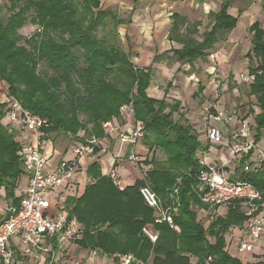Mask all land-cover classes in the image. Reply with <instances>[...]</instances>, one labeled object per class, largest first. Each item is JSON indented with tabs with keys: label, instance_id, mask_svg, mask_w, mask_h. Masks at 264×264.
<instances>
[{
	"label": "trees",
	"instance_id": "16d2710c",
	"mask_svg": "<svg viewBox=\"0 0 264 264\" xmlns=\"http://www.w3.org/2000/svg\"><path fill=\"white\" fill-rule=\"evenodd\" d=\"M7 2L11 12L7 21L2 18L0 6V80L25 109L48 121L50 127L45 133L76 135L82 130L89 137L103 139V123L118 116L126 104H132L135 119L145 124L144 141L150 155L139 165L143 176L133 185L121 191L102 174L98 162L88 166L91 182L82 196L71 199L69 207V216L84 226L80 248L98 250L108 257L132 254L150 264H193V260L196 264H243L228 253L225 239L230 228L240 227L249 219L238 202L233 201L224 216L207 220V228L199 219L197 207L202 203L198 175L206 169L199 153L209 151L212 145H203L193 125L182 123L181 101H167V93L160 100L148 95L150 67L137 68L129 52L98 36V30L109 23L118 35V27L129 21L113 9H104L101 0ZM231 5L232 1L226 0L218 13L209 15L214 25L202 34V40L197 37L200 22L173 14L168 39L182 45L173 51V58L190 64L205 60L215 44L237 27L238 18L228 13ZM28 24L37 26L38 31L20 44L23 37L19 31ZM250 32V52L256 66L249 69L255 76L249 94L256 98L260 111L254 116L255 142H260L264 132V29L255 23ZM42 64L46 70L39 72ZM204 90L199 85L198 92ZM5 108L6 103L0 104V188L18 205L16 191L23 176L21 144L4 121ZM175 114L181 121L174 120ZM157 150L163 152L165 160L155 158ZM99 151L97 148L96 154ZM251 155L252 151L242 165ZM242 165L240 179L264 193V171L244 172ZM145 186L162 199L164 206L178 208L173 222L179 231L166 222H155L156 211L146 205L140 193ZM2 219L0 215V222ZM146 227L158 233L156 243L143 232Z\"/></svg>",
	"mask_w": 264,
	"mask_h": 264
},
{
	"label": "built area",
	"instance_id": "2783aa9c",
	"mask_svg": "<svg viewBox=\"0 0 264 264\" xmlns=\"http://www.w3.org/2000/svg\"><path fill=\"white\" fill-rule=\"evenodd\" d=\"M254 80L255 76L251 73L243 78V82L249 86ZM4 93L6 124L9 131L21 140L19 154L26 186L24 190L20 188L17 190L19 192L16 191L18 205H14L4 189L0 188V215L3 217L0 222V264H20L25 261L28 264H97L95 258L100 253L98 250H85L87 257L76 253L84 251L78 245L84 235V226L77 218L69 216L66 203L69 199L67 195L71 191H78V185L73 182L74 177L80 175L81 180L82 175H87L85 158L96 154V149L101 147V139L92 136L74 143L73 158L63 159L56 164L41 151V148L46 147L44 137L49 136L45 133V129L50 127L48 121L25 109L18 99L9 94L8 87ZM120 115L122 123L128 125L130 130L121 131V124L108 120L102 125L106 137L115 139L121 149L125 145H141L145 139V124L135 119L132 104L123 105ZM217 123L224 130L217 127ZM204 132L212 146L209 151L199 153L200 163L206 169L198 175V195L202 203L201 207H197L198 213L211 222L220 207L224 206L228 210L231 203L237 201L241 212L249 219L243 227L247 236L238 241L236 252L242 255L253 253L264 235V193L240 179L239 167L244 157L252 151L250 159L242 165V170L264 171V146L260 148L257 145L263 136L260 142H255L254 123L238 120L235 110L227 116L220 111L215 114L208 111L204 117ZM220 147L222 150H219ZM213 148L219 152L226 150L229 158L216 154L214 161L208 162L207 156ZM122 158L125 157L117 153L115 163ZM142 158L137 153L126 156V160L135 166L143 163ZM232 163L237 164L234 169H231ZM115 170L112 169L108 176L123 191L127 187L126 182ZM140 193L146 205L156 211V223L166 222L179 231L173 222L177 212L175 205L164 206L162 199L149 186L141 188ZM143 232L152 243L157 242V232L147 227ZM226 250L231 253V244L227 245ZM109 258L118 261L117 264H149L132 254ZM245 263L248 264L247 261Z\"/></svg>",
	"mask_w": 264,
	"mask_h": 264
},
{
	"label": "crops",
	"instance_id": "0c3cea01",
	"mask_svg": "<svg viewBox=\"0 0 264 264\" xmlns=\"http://www.w3.org/2000/svg\"><path fill=\"white\" fill-rule=\"evenodd\" d=\"M224 1L226 0H101V5L115 11L121 9L124 10V12L129 13L130 17L126 20L129 21V23L121 24L118 27L119 35L122 38L124 47L128 48L127 52L132 54V63L139 69H147L149 67L152 69L151 85L148 88L147 93L150 97L160 100L164 98L166 94L165 91L168 90V92H170L172 90V85L169 83V88H166V90L164 91L163 88H161L156 82H154V78L156 75L155 73H157L158 70L161 71L167 81H173L172 84L175 88L181 87L184 90L185 95L187 96L189 93L193 95L194 92L193 90H191V88L194 85L195 78H199L200 76L203 78V76L205 75H211L212 72L216 70V67H219L220 69L225 67L224 65L226 56L223 54L224 52L222 51L224 50H222V48L228 49L230 45L240 41V32L238 33L240 27L246 28L247 31L250 32L251 26H253L255 23H259L260 27L263 28L262 19L264 18V0H231L232 5L228 9V13L231 16L238 18L237 27L227 36H225L220 42L215 44L214 49L209 52L210 55L206 58L212 60V58L214 59L216 56V59L219 62L218 65L216 66L215 61L212 60L209 63L207 62L208 64L205 63L200 69L198 63L200 62L202 64V61H205L206 59L197 60L193 64L183 63L178 61L177 59H174L173 51L182 48V45L176 42H171L168 39L173 22L171 16L173 14H179L183 17L189 18L192 22H200L201 26L199 27L198 36H201L198 39L202 40V34L206 31L211 30L212 26L214 25L213 19L207 21L205 20L209 18V15L211 13H218L221 10ZM243 24L246 25L244 26ZM222 45L224 47L218 49ZM157 56H161L160 60L154 61L155 57ZM180 64L184 66L180 68ZM172 66H177L174 67L175 72L173 74L170 73V67ZM186 67H188L189 71L185 70ZM199 69L203 70L202 73H199ZM7 87L8 85L0 80V104L5 103L4 91ZM205 92L206 89L203 91L204 95ZM169 95L170 93H167L166 95L167 101V97ZM177 100L180 101L181 98H177ZM191 101L194 102V99L192 98ZM182 107H185L184 102H181V108ZM217 108L218 107L216 106V109ZM121 127L122 130H129L128 125H125V123H121ZM202 131H204V129ZM107 139L103 138L100 140L101 149L97 154L92 157L85 158L86 167L88 168V166H90L91 164L98 162L101 166L103 175H109L112 169L117 170L121 167V169H125L128 174L127 176H124L120 173L121 177L123 176L122 178L125 180L126 184H129V186L133 185L135 181L140 179L143 175L141 171L136 168L137 166H127V163H131L126 160V156L130 155L131 153H137L139 155L140 153H147V151H145L146 149H144L145 147L143 148L142 145H138V147L136 146L135 148L132 145H125L127 146L128 154L125 156V158H122V160H120L121 163L118 164L115 163L116 159L114 156L119 151L123 150L124 152L125 146L121 149L115 139ZM53 141L54 143H52ZM80 141L77 140L75 141V143ZM44 142L46 144V147L41 148L42 152L45 153L48 148H52L54 150L55 147H58L61 151L57 154L61 155L62 159L73 158V144L66 146L63 145L64 143H61L59 141L56 142V140H51V134L44 137ZM216 154L218 156H221L223 152H219L215 148L211 149V152L207 156L208 162L214 161L217 156ZM25 186L26 181H24V183L20 182L17 190H20V188L24 190ZM2 205L3 203H1V206ZM219 209L217 212L218 216H224L228 212V210L220 212ZM243 227L244 224H242V226L240 227L230 228L229 232L225 236L226 247L228 244H231L233 249V245L235 243H238V241L246 238L247 235ZM98 256L97 258H99L101 261H107V264H117L113 261L112 258H109L108 256H105L101 253H99ZM246 256H248V258L242 261L243 264H246V261L248 262V264H264V235L262 241L255 248L254 252L248 255L246 254ZM20 264L24 263L21 262ZM193 264H196L195 260H193Z\"/></svg>",
	"mask_w": 264,
	"mask_h": 264
},
{
	"label": "rangeland",
	"instance_id": "374dc122",
	"mask_svg": "<svg viewBox=\"0 0 264 264\" xmlns=\"http://www.w3.org/2000/svg\"><path fill=\"white\" fill-rule=\"evenodd\" d=\"M7 4H8L7 0H0V6L2 7V18L5 21H7L8 17L11 15V12L7 8ZM102 7L104 9L108 8V7H104V6H102ZM116 12L118 13V15L120 16L121 19L127 20L130 17L129 13L124 12V10L119 9ZM207 20H212V19L209 17L205 21H207ZM244 20H247V19H244ZM243 25L245 26L246 24H243ZM262 27L264 28V18L262 19ZM113 29H114L113 26L109 23V25L106 28L98 30V36L100 38H105V39H107V41L109 43L121 46L123 49L128 51L127 50L128 48L124 47V43L122 41L121 36L119 35V32L117 35L114 33ZM37 31H38V27L32 26L30 24H28L23 29H21L19 31V33H20V35H22L23 38L20 41V44H25V40L30 35L34 34ZM238 33H239V36L241 37L239 42L230 45L228 47V49L227 48L223 49L222 48V47H224L223 45L220 48H218V49L222 48V50H224L222 52H224L223 54L226 56L225 65H224L225 67L222 69H220L219 67H216V70H214V72H212L211 75H209V76L205 75V76H203V78L200 76L199 78L194 79V85L192 86L191 90H193V92L196 94L195 96H194V94L191 95V93H189L188 96L185 95L184 90L181 87L175 88L172 84L173 81L172 82L167 81L160 70H158V72L155 73L156 75L154 78V80H155L154 82H156L161 88H163L164 91L166 90V88H169V83L172 84L171 89L173 91L172 90L170 92H168V90L165 91V93H168V94L170 93V95L167 97L168 101L172 102V101H176L177 98L178 99L181 98L182 101L181 100L180 101L182 103L184 102V105H185V107H182L180 109V112H179L180 115L183 117L182 123L188 122L189 124L193 125L194 129L196 130V132L200 136V140L203 143V145H207V143H208V141L206 139V133L204 131H202L204 129V117L208 111H210V113H213V114H215L216 111H220L225 116H227V115L233 113V111L235 110V111H237L238 120L249 121L252 124L254 123L255 114H258L260 112L259 108L257 106L256 98L253 96H250V94H249L250 90H249L248 83L243 82V78L249 74V69L252 66L253 67L256 66V60L254 59L252 53L250 52L252 49L253 35L251 32L247 31V29L243 28V27H240V29L238 30ZM200 36H197V37L199 38ZM214 54H216V53H214ZM131 57H132V54H131ZM212 60L215 61V64L217 66L219 62L216 59V56L214 59L212 58ZM212 60L211 59L209 60V58H208L205 61H202V64L199 62L198 66L201 69V67L205 63H207V62L209 63ZM80 64L81 65L83 64L82 59L80 61ZM180 65H181L180 68L182 66H184L182 64H180ZM45 67L46 66L43 64L40 65L38 71L42 72V71L46 70ZM174 67H177V66H174ZM174 67L173 66L170 67V73L171 74H173L175 72ZM200 69H199V73H202L203 70H200ZM185 70H188V67H186ZM198 85H202L203 87H205V89H206L205 95L203 94V92L202 93L198 92V90H199ZM192 98L194 99V102L191 101ZM216 106L218 107L217 109H216ZM253 111H254V113H253ZM180 115L175 114L174 120L175 121H179V120L181 121ZM80 119L82 121L86 120V118L82 115H81ZM109 120L116 122L118 125L123 122L120 113L118 116H113ZM4 121L7 122L8 120L4 119ZM91 127H92V125H90L88 127L89 131L92 129ZM217 127L224 130V128H222V125L220 123H217ZM129 130H130V128H129ZM121 131L127 132L128 130H121ZM91 134H93V133H91ZM88 135H87V133H85L82 130L79 131L76 135L72 134V133L66 134L63 132H61V133L53 132V133H51V140H56V142L59 141L61 143H64L63 145L67 146V145L74 144L75 141H77V140L78 141L85 140V139L90 138L92 136L91 135L89 137ZM105 138L107 139L106 135H105ZM107 140H109V139H107ZM18 141H21V140L19 139ZM52 143H54V141ZM141 145L143 148L145 147L144 149H146L145 151H147V153H142V154L140 153V155L143 157L142 159H144V161H143V164H144L145 161H147L150 154H149V150H148V146H147L146 141H143ZM257 145H260V148H263V146H264V132H263L262 141L260 143H258ZM133 147L136 148V146H133ZM99 148L101 149V147H99ZM219 150H222V148L220 147ZM60 151H61L60 148L55 147L54 150L52 148H48V150H46L45 153L48 157H50L54 161V163L57 164L63 160L62 156L57 154ZM118 153L122 154V156L125 157L128 154L127 146H125L124 152L122 150V151H119ZM222 155L225 156L227 159L229 158V152H227L226 150L223 152ZM155 158L158 161L165 160V156H164L163 152L160 150H157L155 152ZM117 163L120 164L121 161L117 160ZM131 165L132 164L127 163V166H131ZM133 166L136 167L135 165H133ZM230 166H231V169H234L235 166H237V164L232 163V164H230ZM84 168H85V166H84ZM136 168L140 171H143L141 169V166H137ZM115 171L119 175H120V173L123 174L124 176L128 175L127 172L125 171V169H121V167ZM24 181H26V179L24 177H22L21 182L24 183ZM73 182L78 185V189H77L78 191H71L70 194L67 195L69 197V199L66 203V205L68 206L67 208L72 206L71 199H73L75 197H80L84 194L85 188H86L87 184H89L91 182V179L86 174H84V175H82V179L80 180V175H77L74 177ZM126 185H127V187L129 186V184H126ZM219 210H220V212H224V211H227V208L222 206V207H220ZM177 211H178V208H177ZM199 219L201 222L204 223V225H206V228L209 226L210 223L206 224L208 218L203 217L202 215L199 214ZM211 242H214V240L211 239ZM236 245H237V243H235L233 245V249L231 251V256H233L234 258H237L241 261H244L246 258H248V256L242 255V254H239L238 252H236ZM76 253L81 254V257H83V256L87 257L88 256V254H87V252H85V250L84 251L80 250ZM76 253H75V255H76ZM96 262L97 263L99 262L100 264H107L108 263L107 261L106 262L101 261L97 257H96ZM116 262L118 263V261H116ZM23 263L28 264L26 261Z\"/></svg>",
	"mask_w": 264,
	"mask_h": 264
}]
</instances>
